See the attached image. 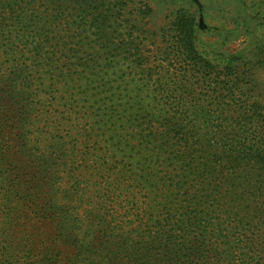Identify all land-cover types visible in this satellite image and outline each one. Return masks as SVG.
<instances>
[{
	"label": "trees",
	"instance_id": "16d2710c",
	"mask_svg": "<svg viewBox=\"0 0 264 264\" xmlns=\"http://www.w3.org/2000/svg\"><path fill=\"white\" fill-rule=\"evenodd\" d=\"M190 1L200 17L201 4ZM171 26L177 56L198 72L166 71L170 82L143 72V85L183 118L160 120L133 78L114 84L103 70L89 80L96 66L83 61L72 64L85 65L87 81H66L72 101L64 111L83 126L60 121L73 126L62 134L38 119V90L26 91L25 78L0 80V264H230L231 221L264 228V200L232 183L240 163L264 155V132L247 125L242 60L196 62L200 19L176 12ZM103 28L90 34L95 43ZM231 107L242 114L229 115ZM200 123L211 129L208 139Z\"/></svg>",
	"mask_w": 264,
	"mask_h": 264
},
{
	"label": "rangeland",
	"instance_id": "374dc122",
	"mask_svg": "<svg viewBox=\"0 0 264 264\" xmlns=\"http://www.w3.org/2000/svg\"><path fill=\"white\" fill-rule=\"evenodd\" d=\"M198 1L200 17L190 0H0V80L18 84L25 78L30 84L26 91L38 90V119L54 121V127L62 134L73 126L62 125L60 121L81 123L75 122L74 114L64 111L72 101L65 95L66 81L81 84L87 81L85 65H75L83 61L96 66L87 75L89 80L97 79L95 71L103 70L107 72L104 78L114 80V84L133 78L144 95V90H149L146 97L152 99L153 111L162 113L160 120L183 118L187 114L181 115L180 107L166 104L162 100L165 95L154 86L143 85V72L154 71L150 82L159 79L170 82L165 72L174 75L179 68L190 67L194 74L198 72L189 60L177 56L174 49L171 21L176 12L184 11L202 24L197 31V48L201 51L194 54V61L204 57L216 63L228 56L242 60L248 81L245 93L249 103L245 110L253 115L247 125L264 132V0ZM99 27L105 30L100 44L95 43L97 36H90ZM68 69L73 76L70 79ZM227 113L238 117L242 110L231 107ZM199 127L201 137L208 139L211 129L201 123ZM77 132H82V128L74 127L72 132L79 139ZM262 166V154H252L240 163L232 173L235 191L263 201ZM259 173L262 177L257 180ZM231 222L232 238L224 257L230 264H264V228L256 219Z\"/></svg>",
	"mask_w": 264,
	"mask_h": 264
}]
</instances>
